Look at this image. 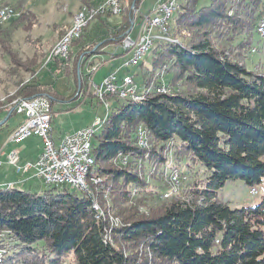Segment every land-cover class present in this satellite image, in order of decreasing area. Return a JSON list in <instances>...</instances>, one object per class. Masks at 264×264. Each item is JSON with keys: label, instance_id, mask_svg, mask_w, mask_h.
<instances>
[{"label": "trees", "instance_id": "trees-1", "mask_svg": "<svg viewBox=\"0 0 264 264\" xmlns=\"http://www.w3.org/2000/svg\"><path fill=\"white\" fill-rule=\"evenodd\" d=\"M142 1L131 0L134 9L110 40H92L90 31L92 22L100 28L107 13L73 42L67 58L78 49L74 64L63 69L77 86L81 78L76 93L88 78L84 64L106 42L122 44L140 22ZM201 1L180 0L169 26L171 41H155L150 68L142 64L133 75L141 76L143 100L107 97L112 108L94 138L87 192L0 187L2 264H264V196L255 206L232 208L221 195L229 183L242 181L251 190L264 180V72L246 67L258 52L253 38L264 0ZM36 23L23 9L12 27L30 32ZM12 30L0 26V49L13 73L24 68L32 79L0 100V122L16 115L8 108L16 100L46 96L53 108L61 98L52 85L34 80L44 58L38 42L27 39L36 47L26 66L12 47ZM163 84L176 91L159 93ZM142 125L148 149L138 147ZM174 173L182 184L173 194ZM170 186L171 197L161 200ZM113 217L120 221L115 227Z\"/></svg>", "mask_w": 264, "mask_h": 264}, {"label": "built area", "instance_id": "built-area-1", "mask_svg": "<svg viewBox=\"0 0 264 264\" xmlns=\"http://www.w3.org/2000/svg\"><path fill=\"white\" fill-rule=\"evenodd\" d=\"M175 0H160L157 8L150 15L142 17L139 22V38L136 42H127L126 47L132 52L131 58L126 63L129 67V61L138 59L142 50L153 41H171L169 37L168 20L173 10ZM17 10V8H16ZM107 13H117L116 0H109L108 4L91 7L87 15H83L72 34L77 37V32L83 19H91L96 15H105ZM3 17H8L5 13ZM259 28L262 30L264 39V16L259 22ZM68 41L61 45L59 52L51 59H58L64 62ZM100 69L99 65L92 64L88 81L87 96L93 95L99 104H104L109 108L108 96H117L120 100L133 99L138 97L137 84L133 75L119 77L116 73L109 76L103 83L96 84L94 73ZM159 93H164V84L160 86ZM16 114L23 115V122L9 135L8 142L15 145L20 144L32 137H38L43 142V149L39 158L35 162H27L24 165L19 164V156L12 153L8 158V164L13 167L18 174L25 175L35 171V176L41 179L47 186H66L71 187L79 192H87L82 182L78 181L79 171L87 165L91 157L89 150L94 141H89V133L100 131V121L97 120L92 126L80 129L72 134L62 137L60 142L56 143L52 137V123L54 118L51 101L46 96L34 97L26 100L22 104L13 105ZM108 113V112H107ZM141 148V145H138ZM124 163L126 158H123ZM4 163L0 160V167ZM180 185L182 180L180 174H177ZM12 185V184H8ZM6 185V186H8ZM257 188L250 190V195H256ZM162 195L168 196L165 192Z\"/></svg>", "mask_w": 264, "mask_h": 264}, {"label": "rangeland", "instance_id": "rangeland-1", "mask_svg": "<svg viewBox=\"0 0 264 264\" xmlns=\"http://www.w3.org/2000/svg\"><path fill=\"white\" fill-rule=\"evenodd\" d=\"M7 1L8 0H0V6H2V5H8L9 6L10 5V6L14 7L13 5H11ZM159 1L160 0H143L142 4L140 6V10H139L140 16L143 15V17H145V16L150 15V13L157 8ZM123 2H124V10L125 11L121 15L116 16L113 13L110 14V16L113 17L114 19L122 18V22L126 18V16L129 14L130 9L132 8V5H133L131 0H123ZM209 2H210V0H202L201 5L206 6L209 4ZM86 6L87 5H83L79 11H81L82 8L86 7ZM18 11H19V17H20L21 12H20V10H18ZM79 11H77L76 14ZM176 14H174L171 21L173 20V18L175 17ZM37 15H38V18L40 20V25L42 27L46 26L48 21L52 19V17L49 15H43L41 13H37ZM75 15H74V17H75ZM106 15H104V16H106ZM96 16L94 18H96ZM74 17H73V20H74ZM12 21L2 22V23L0 22V26L2 28H8V29L12 30L13 27L12 26L10 27V25H8ZM171 21H170V23H171ZM72 23H73V21H72ZM136 24H139V23H136ZM134 25H133V27H134ZM71 26H72V24H71ZM132 28H131V30H132ZM15 31H16L15 29L12 30V36H13V33ZM41 32H43V30H41ZM25 33L27 34L28 32L19 31V32L15 33L14 37L13 38L11 37V43H12L13 49L19 53V58L21 59V62L25 63L24 65L27 66L29 64V62L34 60V53L35 52H34L33 48H35L36 46L32 47L31 45H29L25 41V39H24V37L26 36ZM42 34H44V32ZM49 36L50 35H47V37H49ZM111 38H113V37H104L103 39H106V40L109 39L110 40ZM109 43L110 42H106L105 44H109ZM253 43H254V47L258 49V52L256 54H250L249 55L248 59L246 60V67L249 70H253V71L255 70L256 71L258 69L259 71L264 72V39H261L257 34L253 38ZM52 50H51V52H52ZM51 52H50V54H51ZM50 54L47 56L46 59H44V58L43 59L38 58L39 60L37 59L38 60V66H37L38 70H37L36 77L34 80L39 78V75L42 72L43 67L46 64V62H48V63L50 62L49 61L50 60L49 59ZM152 56H153V51L150 50L145 55V57H143V59L139 62V64L137 66H130L128 68H125V70H123V72L119 73V77L122 78V77L127 76V75H136L138 72H141L140 67L142 64H143V68H150ZM67 59H65V60H67ZM95 60H99V59H95ZM71 62H73V60ZM94 62L89 63V61H88L87 63L84 64L83 68L86 66L91 68L92 64ZM96 62H99V63L94 64V65L100 66V69L97 72H95L94 76H93L96 84L103 83L109 76H111L112 74L115 73V71H117L119 66L124 64L123 63L124 61L122 58H120L118 60H114V61H107L106 63H104V60H102L101 62H100V60L96 61ZM67 63H70L69 59H68V61L61 62V65H63V64L66 65ZM13 67H14V65L11 62L10 58L8 56H6L2 52V50L0 49V100H2V101H4L8 95L13 94L18 89V86L21 82L27 83L32 79L30 73L27 72L24 68H21L17 72L13 73V69H12ZM83 68H82V70H83ZM79 72L80 71L78 69V75L80 74ZM83 72H90V69L88 68L87 71L83 70ZM89 78H90V75H88V78H86V82H84L83 89L80 91V96H81L80 101L75 100L74 102L69 101L70 94H68V93L71 90L69 88V84H67L63 75L59 76L55 82V90L59 92V95L62 96L61 98H64L65 102L56 105V110H59V114L57 115L54 122H55V126L57 127V130L59 131V133H66V134H64V136L69 135V132H72L74 130H77L79 128L84 127L85 125H87L89 123H92V121L96 122V120L105 119L107 117V112H109V110L112 108V105H110V104L108 105V107H109L108 109H107L106 105L99 104L98 100L95 99L93 97V95H88V96L83 98L82 95H85L86 91L88 89ZM79 81L81 82V78L79 79ZM80 82H79V86H78L79 89H80ZM136 82L139 85H141L140 74H139V76L138 75L136 76ZM169 89H170L171 93L176 91L171 86H169ZM73 94H71L72 95L71 97L74 96ZM82 99H84L85 101L81 102ZM16 101H18V100H16ZM122 101H124V100H122ZM15 102H13L8 108H12L13 104ZM13 111H14V109H13ZM23 120H24L23 115L16 114L7 122V124H5L2 128H0V148L9 144V142H7V139L9 137L10 133ZM32 140H36L39 143L41 142L38 139H32ZM24 143H25V141H24ZM11 145L12 144H10L9 146H11ZM22 145H19L16 148H13V152L16 153L18 148L21 147ZM41 146H42V144H41ZM36 147L37 146H34L35 151L37 150ZM34 155H35V153L31 152V156L34 157ZM121 164L124 165L123 162H121ZM0 170H1V168H0ZM0 172H2V171H0ZM169 183H170V181H169ZM171 183L173 185V190H174L173 194H174V193L179 191L180 182L178 185H176L175 182L171 180ZM35 187L41 188L42 191L49 189L48 186L40 180L31 181L30 184L28 186H26L24 189L29 191V192L31 190L35 192V190H34ZM256 188H257V191H256L257 196L256 195L251 196L249 193L250 188L244 182L236 181V182H232V183L227 184L226 187L221 191V195H222L224 201L226 203H228L229 206L232 208L250 207V206L257 205L261 201V198L264 196V180H263L262 184L257 186ZM166 192H168L169 195L168 196L162 195L160 198L161 200H167L171 197L170 194L172 192V187L170 186V189L166 190ZM97 205L99 206V211H102L100 209V204H97ZM110 217H112V216H110ZM117 221L120 222L118 219H116L114 217L112 218V220H111L112 227H115V225L117 224L116 223Z\"/></svg>", "mask_w": 264, "mask_h": 264}, {"label": "crops", "instance_id": "crops-1", "mask_svg": "<svg viewBox=\"0 0 264 264\" xmlns=\"http://www.w3.org/2000/svg\"><path fill=\"white\" fill-rule=\"evenodd\" d=\"M107 1L108 0H8L7 2H9L11 5H13L18 10H20V12H22V10L24 9V10L30 11L31 13H33L36 16L37 23H36L35 27L33 28V30H31L27 34L25 33L26 36L24 37V39L32 47H33V45L30 44L27 39L29 38L33 41H37L38 42L36 45L37 48L39 47L40 50H42L41 54L44 56V58H45V56L47 58V56L50 54L51 50L54 48V46L57 44V42L69 30V28L71 27L74 15L76 14L77 11L80 10V8L83 5L88 4V5H92L93 7H97V6H100L102 4H105ZM122 2H123V0H122ZM122 7H124V2L122 4ZM37 13H41L43 15H49L52 17V19L48 21L46 26L42 27L40 25V20L38 18ZM17 19H15V20H17ZM15 20L10 22V24H8V25H10V27H11ZM94 24L95 23L92 22L91 27H90L92 40H94L96 37H99V36L102 38L109 37L110 33L114 32L116 29H118L120 27V25L122 24V18L114 19L111 16L103 18L102 22L99 23V21H98V25H100L99 29L96 26H94ZM95 25H97V24H95ZM138 25L139 24L134 25V27L132 28V30L129 31L125 41L122 44H119V43L107 44L102 49H100L99 54L93 55L89 59V63H92L95 61L94 64H97L99 62H96V61H99V60H100V62L102 60H104V63H106L107 61H114V60H118V59L122 58L124 61L123 62L124 64L119 66L117 71H115V73L119 76V73L123 72V70H125V68H126L125 65H126L128 59L132 55V52L129 51L128 48L126 47L127 42H136L139 38V26ZM6 29H8V28H6ZM15 30L16 31L13 33L12 38L14 37L15 33L19 32V31L24 32L21 29H15ZM41 30H43L44 34H42L43 32H41ZM47 35H50V36L47 37ZM33 49L35 52V48H33ZM72 51H73V57H72L71 61L73 60V62H74L75 56L77 55V52H78V49L73 48ZM34 55H35V53H34ZM95 59H99V60H95ZM58 61L60 63L62 62L58 59H57V62L56 61H52L50 63L46 62V64L43 67L42 72L39 75L38 80H40L43 84L52 85L53 88L55 89V82H56L57 78L59 76L63 75L67 84H69V88L71 90L68 93V94H70L69 101L70 102H74L75 100L80 101V97H81L80 91L78 93H76V91L78 90V86L75 83V80L73 78L72 73L71 74L65 73V71L63 69L64 66L58 65ZM71 61H70V65L73 66V62H71ZM87 67L88 66L84 67L83 70L87 71L88 68L90 69V67H88V68ZM88 73L89 72H85V74H87V75H88ZM57 93L59 94L58 91H57ZM71 94H73L75 96L71 97L72 96ZM82 96H83V98L86 97L87 93L85 95H82ZM83 101H85V100L82 99L81 102H83ZM64 102H65L64 98H60L58 101L57 100L54 101V104H53L54 118H53V123H52V128H53L52 137L56 143L57 142L59 143L60 140L62 139V137H64V134H66V133H59V131L57 130V127L55 126V122H54L57 115L59 114V110H56V105L64 103ZM6 118H7V116H6ZM6 118H1V119L3 121ZM8 121H9V118H8L7 122ZM7 122L5 124H7ZM93 123H95V121H92V123H89L82 128H79L77 130L69 132V134H72V133H74L80 129L85 128V127H89ZM20 124H18V126ZM32 139H38L41 142L39 143L38 141L32 140ZM7 142H8V139H7ZM23 143L17 144V145H15L13 143H9L6 146L0 148V159L4 163V165L2 167H0L1 168L0 171H2V172H0V187H5L8 184H12V185H8L7 187L25 190L24 188L26 186H28L31 181H36V180L42 181L41 179H39L38 177L35 176V171H31L28 174L21 175V174H18L16 172V170L8 164L9 156L12 153H15V152H13V148H16L17 146L22 145ZM10 144H12V145L9 146ZM41 144H42V146H41ZM34 146H37L36 151L34 150ZM42 149H43V142L40 138L32 137V138L26 140L25 143L21 147H19L17 152H16L19 156V164L24 165L26 162H35L38 159V157L40 156ZM31 152L35 153L34 157L31 156ZM34 190H35V193H41L42 192L41 188L35 187ZM30 192H34V191L31 190Z\"/></svg>", "mask_w": 264, "mask_h": 264}, {"label": "bare ground", "instance_id": "bare-ground-1", "mask_svg": "<svg viewBox=\"0 0 264 264\" xmlns=\"http://www.w3.org/2000/svg\"><path fill=\"white\" fill-rule=\"evenodd\" d=\"M108 2H109V0L105 4H108ZM105 4H103V5H105ZM116 6H117V13H113V14L116 15V16H119L123 12L122 0H116ZM180 9H181V2H180V0H175L174 1V6H173V10L171 11V15H170V18L168 20V29H169L170 21H171L172 17L174 16V14L179 13ZM7 12L9 13V19L10 20H15V19H17L19 17V11H18V9L16 10V7H12L10 5L9 6L8 5H2V6H0V22L1 23L2 22H8L9 21L8 20V17H3L5 15V13H7ZM89 12H90V8H88L86 6V7H83L82 10L79 11L75 15L74 20H73V23H72V26L63 35V37L59 40V42L57 43V45L53 48V50H52V52L50 54V58L49 59H51L55 54H57L59 52V49H60L61 45H63L66 41H68V47L66 49V57H65V59L68 57L73 42L81 38V36L83 34V31L86 29L88 23L95 17L94 16L91 19H83L82 24L80 25L79 30L77 32V37L70 38L72 36V34L75 32V29L77 28V25H78V23L80 21V18L83 15L89 14ZM257 31H258L259 36L263 39L262 30L259 28V26L257 28ZM154 42L155 41L150 42L149 45L146 46L142 50L141 56H139L138 59H133V61H129V67L130 66H137L139 64V62L143 59V57H145V55L152 49ZM158 91H160V88L158 89ZM164 91H165L164 92L165 94H171V91H170V89L168 87H165L164 86ZM143 98H144L143 95L140 94V91L138 89V97L137 98H133V99H123V100L124 101H142ZM26 100H28V99H20V100L16 101L13 105L22 104ZM105 119H103V120L100 121V129H101V126L104 123V120ZM97 133H98V131H94V132L89 133V141H94V138L97 135ZM136 138H137L138 145H141V148L142 149L149 148L147 131L144 128L143 125L140 126V127H138L137 132H136ZM92 149H93V143L91 145V150H89V157H91V160H90V162L87 165H85L83 167V171H79V174H78V181L79 182H82L83 187L86 188L87 191L89 189L88 175L90 173V170L95 165L94 157L92 155ZM122 162L124 163V161H122ZM126 164H127V161L124 163V165H126ZM177 174L178 173L172 174L171 177H170V179H169V180L174 181L176 185H178L179 182H180L179 181V178L177 177ZM92 181H94V183H98L100 180H98V179H92ZM56 187H59V186H56ZM68 188L73 189V190L79 192V190H76L74 188H71V187H68ZM95 209L97 211H99V206L97 204L95 205ZM99 212H100V217H103L104 216L103 212H101V211H99ZM100 217H98V218H100ZM111 220H112V218H111ZM116 223L119 224L118 221ZM3 256H4V251L0 249V264H2Z\"/></svg>", "mask_w": 264, "mask_h": 264}, {"label": "water", "instance_id": "water-1", "mask_svg": "<svg viewBox=\"0 0 264 264\" xmlns=\"http://www.w3.org/2000/svg\"><path fill=\"white\" fill-rule=\"evenodd\" d=\"M134 7H135V2H133L132 9H134ZM79 73H80V72H79ZM79 75H80V74H79ZM9 116H10V114L7 116V118H6L5 120H3L2 122H0V127L3 126V125L7 122Z\"/></svg>", "mask_w": 264, "mask_h": 264}]
</instances>
